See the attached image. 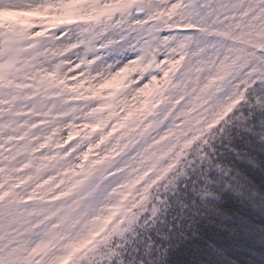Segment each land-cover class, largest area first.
I'll return each instance as SVG.
<instances>
[{
	"label": "snow or ice",
	"instance_id": "6c2138e0",
	"mask_svg": "<svg viewBox=\"0 0 264 264\" xmlns=\"http://www.w3.org/2000/svg\"><path fill=\"white\" fill-rule=\"evenodd\" d=\"M264 264V0H0V264Z\"/></svg>",
	"mask_w": 264,
	"mask_h": 264
},
{
	"label": "trees",
	"instance_id": "16d2710c",
	"mask_svg": "<svg viewBox=\"0 0 264 264\" xmlns=\"http://www.w3.org/2000/svg\"><path fill=\"white\" fill-rule=\"evenodd\" d=\"M187 257L183 256L182 253H174L171 264H186ZM188 264H191L190 261H188Z\"/></svg>",
	"mask_w": 264,
	"mask_h": 264
}]
</instances>
